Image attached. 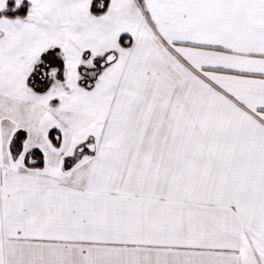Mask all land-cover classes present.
<instances>
[{"label":"snow or ice","instance_id":"1","mask_svg":"<svg viewBox=\"0 0 264 264\" xmlns=\"http://www.w3.org/2000/svg\"><path fill=\"white\" fill-rule=\"evenodd\" d=\"M0 264H264V0H0Z\"/></svg>","mask_w":264,"mask_h":264}]
</instances>
